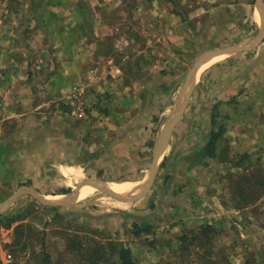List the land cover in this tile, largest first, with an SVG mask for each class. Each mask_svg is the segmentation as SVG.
Listing matches in <instances>:
<instances>
[{
    "label": "crops",
    "instance_id": "obj_1",
    "mask_svg": "<svg viewBox=\"0 0 264 264\" xmlns=\"http://www.w3.org/2000/svg\"><path fill=\"white\" fill-rule=\"evenodd\" d=\"M209 1L195 6L187 0H141L132 8L124 0H25L28 20L0 16L1 203L20 192L17 199L39 176H60L67 186L80 190L100 185L102 181L87 179L92 174L85 171L95 167V160L115 165L135 148L141 151L151 134L157 137L154 148L165 136L171 139L176 122L170 133L165 122L152 133L148 123L155 105H165V90L175 88L171 81L181 72L180 59L195 53L197 38L208 48L201 54L222 47L246 48L225 51L200 64L188 84L184 108L188 103L194 110L190 118H196L204 95L207 102H221L218 107L223 106L227 123L222 138L235 144L237 152L262 147L264 132H245L246 113L236 90L238 84L264 74V48L259 47L264 40V1L263 12L256 0H224L217 5ZM131 8L138 9L136 17L127 21ZM127 23L131 28H125ZM254 28L257 32L245 39ZM222 39L226 44L217 46ZM230 57L226 69L211 67ZM208 67L202 89L196 81ZM247 68H254L252 77L237 76ZM258 79L264 87V75ZM77 92L88 112L86 119L70 112ZM167 106H160L162 115ZM205 109L209 130L193 133L192 152L201 151L211 129L212 113ZM181 114L174 121L182 119ZM126 180L142 185L145 178Z\"/></svg>",
    "mask_w": 264,
    "mask_h": 264
},
{
    "label": "rangeland",
    "instance_id": "obj_2",
    "mask_svg": "<svg viewBox=\"0 0 264 264\" xmlns=\"http://www.w3.org/2000/svg\"><path fill=\"white\" fill-rule=\"evenodd\" d=\"M24 1L0 0V16L9 19L25 17L28 20L29 11L23 8ZM124 1L133 8L141 0ZM181 1L185 0H172L173 3ZM187 1L195 6L200 4V0ZM223 1H209V4L217 5ZM136 9L132 10V14L130 9L127 10V21L136 17ZM128 25L125 24V28ZM256 32L254 28L253 32L245 35V39ZM197 40L195 53L186 57L182 55L180 59L181 72L171 81L175 88L164 92L165 105H155L152 120H145L149 122L151 133L162 123L166 124L189 69L202 51L208 49L200 46V38ZM225 44L224 39L216 43L219 47ZM259 47L264 48V40ZM232 58L217 60L211 67L223 66L226 69L227 62ZM211 67L204 70L196 81L202 89ZM253 71L254 68L240 70L237 76L249 79ZM258 78L238 84L236 90L246 113L245 132H252L253 135L264 132V87ZM182 100L187 101L185 98ZM205 102L204 95L196 118H190V112L194 113V110L188 107V103L182 114L180 112L182 119L175 121L176 132L171 139H167L168 144L160 153L149 188L145 182L151 172V148H154L156 133L147 138L141 151L135 148L131 155L127 154L125 161L113 165L95 160L93 169H85L87 174H92L87 179L112 182L118 193L131 194L132 201L115 198L113 190L106 186L84 185L80 190L77 186H67L60 176L46 175L34 179L35 186L27 185L24 193L0 211V264H42L45 254L50 264H86L83 255L70 247L75 241H79L83 248L103 244L106 256H112L107 264H117V257L109 248L110 242H122L128 246L137 264H244L245 260L252 264H264V145L237 152L234 151L237 146L230 145L225 137L220 141L216 158L194 164L196 160L192 155L196 151L192 152L190 141L193 133L201 135L209 130L205 127V108L212 113V104L215 103L208 100L205 107ZM160 106L163 109L167 106L163 115ZM220 107L223 106L217 108L216 118L226 123V115ZM177 132H181L180 135ZM244 152L249 153V158L242 166H234L235 160ZM143 177L142 185L126 180ZM137 187L141 188L132 192ZM29 188L44 199L58 200L59 204L42 202ZM66 188L78 192V195H66L68 192H63ZM203 193L205 199L201 198ZM9 194H4L2 198ZM138 195L141 196L136 198ZM12 219L15 220L9 222ZM148 224L152 226L149 233H134L136 228ZM17 225L19 228L15 235ZM208 225L212 228L204 232L203 227Z\"/></svg>",
    "mask_w": 264,
    "mask_h": 264
},
{
    "label": "trees",
    "instance_id": "obj_3",
    "mask_svg": "<svg viewBox=\"0 0 264 264\" xmlns=\"http://www.w3.org/2000/svg\"><path fill=\"white\" fill-rule=\"evenodd\" d=\"M221 102H217L214 104V106L212 107V114H211V129L209 131V134L207 136V140L205 141L204 145L202 146V149L200 151V153L195 152L192 156L194 158V160H196L194 162V164L200 163L203 160L206 159H214L217 157L218 155V149L220 146V141L222 139V136L224 134V131L226 129L225 127V121L220 119L218 120L216 118L217 116V108L218 105ZM155 118V117H154ZM192 158V159H193ZM249 158V153L248 152H244L242 155H240L239 158H237L234 162V166H242L244 161ZM163 164V162H162ZM166 178V176H164V179ZM239 190V189H236ZM67 191V190H64ZM15 219L10 220L9 222H13ZM8 226H10L8 224ZM19 225L15 226L14 228V233L16 235L17 229ZM136 226V225H135ZM208 228H212V226L208 225L203 227V231L207 232L209 229ZM152 229L151 225H145L141 228H136V230H134V233L136 235H140L141 232H146L149 233ZM22 233V231H20V234ZM206 235V234H205ZM185 237H183L184 239ZM17 238L14 237V240H16ZM18 240H16L17 242ZM21 243V240H20ZM109 248L111 249V251L116 255L117 257V264H137L136 260L133 257V254L131 252V249L124 245V243L122 242H110L109 243ZM72 251H76L79 254L83 255V260L86 262V264H107L108 259L112 260V256H109V258L106 256V252L104 249V245L103 244H98L96 247L93 248H83L82 244L79 241H75L74 244L72 246H70ZM42 264H50V260L47 254L44 255L43 259H42ZM244 264H252L251 262L245 260Z\"/></svg>",
    "mask_w": 264,
    "mask_h": 264
},
{
    "label": "water",
    "instance_id": "obj_4",
    "mask_svg": "<svg viewBox=\"0 0 264 264\" xmlns=\"http://www.w3.org/2000/svg\"><path fill=\"white\" fill-rule=\"evenodd\" d=\"M256 2H257L258 6L261 8V10L263 12L262 0H256ZM262 22L263 23H262V27H261L260 37H262V36L264 37V18L262 19ZM245 48H246L245 46L222 47V48H217V49H214V50L206 51V52H204L203 54H200L197 57V59L195 60V62L192 65L191 69L189 70V72H188V74H187V76L185 78V81H184V83H183V85L181 87L179 96L177 97V99L175 101V105H174L175 108L173 107V110H172V113H171V117L169 118V120L165 124V127L164 128H165L166 132H168V133L171 132V128L173 127V124L175 122L174 120L176 118V115H179V113L182 111V109L185 106V103H186L185 101L186 100H182V99L183 98L188 99V84H189V82L191 80L193 81L194 74H196V71H197L198 66L200 64H202L206 59H209V58L214 57L215 55H219L221 53H224L225 51H228V50H243ZM176 107H177V110L175 112ZM167 139H168V136H165L162 139V141L159 142L158 147L154 148L153 158H152V162H151V165H150L151 172H150V175H149V178H148L147 182H145V183H147V185H148L147 187L148 188L150 187L151 182L153 180V177H154V174H155V170H156V167H157V163L159 161L160 153L162 152V150L164 148V145L167 142ZM77 188L79 189V187H77ZM29 189L42 202H44L46 204H51V205L59 204V203H57V202H59L58 200L44 199L41 196H39L32 188H29ZM17 193H20V192H15L7 200H5L4 202L0 203V211H1V209L4 206H7L12 201H14L15 197L17 196ZM73 193H76V196L78 195V192H73ZM112 195L115 198H118V199L131 200V201L134 200V198H132L131 194H129V195L128 194L127 195H122V194H116V193L112 192ZM141 195L136 196V198L139 197V196H141Z\"/></svg>",
    "mask_w": 264,
    "mask_h": 264
},
{
    "label": "built area",
    "instance_id": "obj_5",
    "mask_svg": "<svg viewBox=\"0 0 264 264\" xmlns=\"http://www.w3.org/2000/svg\"><path fill=\"white\" fill-rule=\"evenodd\" d=\"M79 96H81L80 92H77L76 95H75V98H74L75 100L73 101L72 104L70 103L71 104L70 112L76 118L86 119L87 116H88V112H87L86 107L84 106V104L79 102ZM8 257H10L9 254H8Z\"/></svg>",
    "mask_w": 264,
    "mask_h": 264
},
{
    "label": "bare ground",
    "instance_id": "obj_6",
    "mask_svg": "<svg viewBox=\"0 0 264 264\" xmlns=\"http://www.w3.org/2000/svg\"><path fill=\"white\" fill-rule=\"evenodd\" d=\"M100 185L101 186H106V187H108V188H110V189H112L113 191H115V192H117L115 189H114V187H113V185H112V182H100ZM86 190V189H85ZM84 191H82L81 193H83ZM51 200H56V199H51Z\"/></svg>",
    "mask_w": 264,
    "mask_h": 264
}]
</instances>
